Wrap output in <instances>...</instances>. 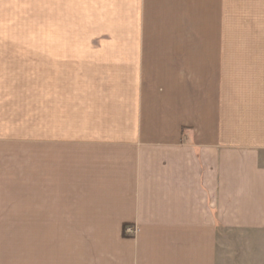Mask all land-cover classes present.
I'll list each match as a JSON object with an SVG mask.
<instances>
[{
	"label": "crops",
	"instance_id": "1",
	"mask_svg": "<svg viewBox=\"0 0 264 264\" xmlns=\"http://www.w3.org/2000/svg\"><path fill=\"white\" fill-rule=\"evenodd\" d=\"M0 190L25 264H264V0H0Z\"/></svg>",
	"mask_w": 264,
	"mask_h": 264
},
{
	"label": "rangeland",
	"instance_id": "2",
	"mask_svg": "<svg viewBox=\"0 0 264 264\" xmlns=\"http://www.w3.org/2000/svg\"><path fill=\"white\" fill-rule=\"evenodd\" d=\"M74 74L67 73V79ZM24 207L11 208L9 193L0 190V264H25Z\"/></svg>",
	"mask_w": 264,
	"mask_h": 264
},
{
	"label": "built area",
	"instance_id": "3",
	"mask_svg": "<svg viewBox=\"0 0 264 264\" xmlns=\"http://www.w3.org/2000/svg\"><path fill=\"white\" fill-rule=\"evenodd\" d=\"M125 232L130 235H134L137 232V227L135 226H126Z\"/></svg>",
	"mask_w": 264,
	"mask_h": 264
}]
</instances>
